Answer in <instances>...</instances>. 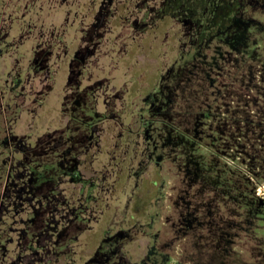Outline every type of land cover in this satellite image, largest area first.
Wrapping results in <instances>:
<instances>
[{
  "label": "rangeland",
  "instance_id": "rangeland-1",
  "mask_svg": "<svg viewBox=\"0 0 264 264\" xmlns=\"http://www.w3.org/2000/svg\"><path fill=\"white\" fill-rule=\"evenodd\" d=\"M94 6L0 0V264L22 137L38 183L65 176L102 207L56 264H264V0ZM95 126L102 148L80 141ZM57 127L64 146L35 143Z\"/></svg>",
  "mask_w": 264,
  "mask_h": 264
},
{
  "label": "flooded vegetation",
  "instance_id": "flooded-vegetation-1",
  "mask_svg": "<svg viewBox=\"0 0 264 264\" xmlns=\"http://www.w3.org/2000/svg\"><path fill=\"white\" fill-rule=\"evenodd\" d=\"M92 1L95 5L92 13L97 12L101 17L106 16L107 12L113 9V0H100L98 3L96 0ZM128 2L129 0H126V3ZM163 2L162 9H165L169 6V0H163ZM102 5L103 9H101ZM101 24L100 21L98 25L101 26ZM83 60H85L84 57ZM20 82L22 84V81ZM59 128L36 134L35 143L48 144L51 142L49 139L54 136V149L64 146L67 142L57 137ZM77 130L79 131L80 127H77ZM89 131L90 134L84 136L83 133V137L80 136L81 143L87 139L88 147L102 148V132H99L98 139L94 140L97 126L94 127L92 135V130ZM23 138L25 137L21 138V142L26 144L27 153L24 160H18L11 167L4 187L2 203V207L9 216L8 226H13V230L18 235L19 246L12 251L15 257L3 264H56L60 260L56 252L59 244L70 236L75 238L74 233L82 230L79 218L81 217L83 221L92 215L98 218L102 207L95 201L90 207H85L80 191L76 185H72V181L64 178L65 176H57V182L48 178L38 183L34 170L28 165L29 162L27 163L33 157L36 158L37 149L34 148V143H28ZM42 138L45 142H42ZM45 149L48 151L49 147L46 146ZM70 152L71 148H64L62 153L66 156ZM98 172V170L93 171L92 174L97 175ZM116 213L115 217H121L119 212L116 211ZM28 236L30 238H27ZM116 257H119V254H116Z\"/></svg>",
  "mask_w": 264,
  "mask_h": 264
},
{
  "label": "trees",
  "instance_id": "trees-1",
  "mask_svg": "<svg viewBox=\"0 0 264 264\" xmlns=\"http://www.w3.org/2000/svg\"><path fill=\"white\" fill-rule=\"evenodd\" d=\"M262 137H264V134H262Z\"/></svg>",
  "mask_w": 264,
  "mask_h": 264
}]
</instances>
